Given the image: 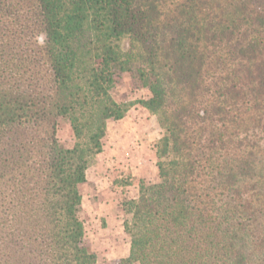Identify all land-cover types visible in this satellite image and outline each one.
Segmentation results:
<instances>
[{"label": "trees", "instance_id": "obj_1", "mask_svg": "<svg viewBox=\"0 0 264 264\" xmlns=\"http://www.w3.org/2000/svg\"><path fill=\"white\" fill-rule=\"evenodd\" d=\"M130 71L150 96L117 103ZM135 105L159 182L117 264H264V0H0V264H95L78 190Z\"/></svg>", "mask_w": 264, "mask_h": 264}, {"label": "rangeland", "instance_id": "obj_2", "mask_svg": "<svg viewBox=\"0 0 264 264\" xmlns=\"http://www.w3.org/2000/svg\"><path fill=\"white\" fill-rule=\"evenodd\" d=\"M127 46L124 41L122 48ZM111 96L117 103L128 104L147 99L150 94L130 71L119 74ZM56 124L60 144L72 147L69 124L60 119ZM106 129L104 150L90 161L87 181L79 190L82 202L78 216L86 231L85 246L95 256V264H117L128 256L129 238L122 227L126 219L123 203L138 198L141 184L159 182L154 144L162 131L156 117L135 105L124 119L110 121Z\"/></svg>", "mask_w": 264, "mask_h": 264}, {"label": "crops", "instance_id": "obj_3", "mask_svg": "<svg viewBox=\"0 0 264 264\" xmlns=\"http://www.w3.org/2000/svg\"><path fill=\"white\" fill-rule=\"evenodd\" d=\"M86 177H87V176H86ZM86 181H87V178H86ZM86 181H85V183H86ZM85 183H84V184H85ZM84 184L80 185V187L83 186ZM80 187H79V190H80ZM79 190H78V191H79ZM81 202H82V201H81Z\"/></svg>", "mask_w": 264, "mask_h": 264}]
</instances>
